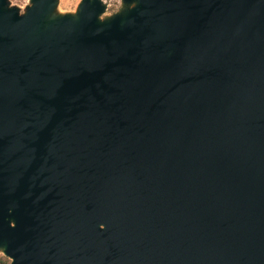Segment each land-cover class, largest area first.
I'll use <instances>...</instances> for the list:
<instances>
[{
  "label": "water",
  "instance_id": "obj_1",
  "mask_svg": "<svg viewBox=\"0 0 264 264\" xmlns=\"http://www.w3.org/2000/svg\"><path fill=\"white\" fill-rule=\"evenodd\" d=\"M0 0V264H264V0Z\"/></svg>",
  "mask_w": 264,
  "mask_h": 264
},
{
  "label": "rangeland",
  "instance_id": "obj_2",
  "mask_svg": "<svg viewBox=\"0 0 264 264\" xmlns=\"http://www.w3.org/2000/svg\"><path fill=\"white\" fill-rule=\"evenodd\" d=\"M80 1L81 0H59V11L62 13L74 12L76 11ZM103 2L107 6V11L104 14V17L113 16L125 7L122 0H103ZM29 3L30 0H15V6L19 7L22 12L25 11V8L29 5ZM1 259L3 260L7 258L2 255Z\"/></svg>",
  "mask_w": 264,
  "mask_h": 264
},
{
  "label": "clouds",
  "instance_id": "obj_3",
  "mask_svg": "<svg viewBox=\"0 0 264 264\" xmlns=\"http://www.w3.org/2000/svg\"><path fill=\"white\" fill-rule=\"evenodd\" d=\"M9 6L10 7L15 6V0H9Z\"/></svg>",
  "mask_w": 264,
  "mask_h": 264
},
{
  "label": "trees",
  "instance_id": "obj_4",
  "mask_svg": "<svg viewBox=\"0 0 264 264\" xmlns=\"http://www.w3.org/2000/svg\"><path fill=\"white\" fill-rule=\"evenodd\" d=\"M9 262H10V261H9L8 259H3V260L1 261L2 264H9Z\"/></svg>",
  "mask_w": 264,
  "mask_h": 264
},
{
  "label": "flooded vegetation",
  "instance_id": "obj_5",
  "mask_svg": "<svg viewBox=\"0 0 264 264\" xmlns=\"http://www.w3.org/2000/svg\"><path fill=\"white\" fill-rule=\"evenodd\" d=\"M1 261H2V259H1ZM10 263V262H9Z\"/></svg>",
  "mask_w": 264,
  "mask_h": 264
}]
</instances>
